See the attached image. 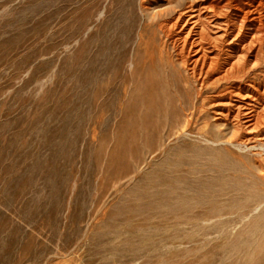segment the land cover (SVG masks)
Here are the masks:
<instances>
[{
  "label": "rangeland",
  "instance_id": "374dc122",
  "mask_svg": "<svg viewBox=\"0 0 264 264\" xmlns=\"http://www.w3.org/2000/svg\"><path fill=\"white\" fill-rule=\"evenodd\" d=\"M166 5L0 0V264H264V32L216 89L134 72Z\"/></svg>",
  "mask_w": 264,
  "mask_h": 264
},
{
  "label": "bare ground",
  "instance_id": "6f19581e",
  "mask_svg": "<svg viewBox=\"0 0 264 264\" xmlns=\"http://www.w3.org/2000/svg\"><path fill=\"white\" fill-rule=\"evenodd\" d=\"M162 1L167 5L151 14V18L154 20L152 24L156 25V28H152L150 32L152 40L161 33L164 37V46L161 48L147 45L142 47L138 44L131 62V69L134 72L139 69L159 75L162 71H182L189 79L198 83L202 90L216 89L222 81L234 76L245 77L247 75L249 70L245 68V62L243 61L245 50L251 49L254 43L260 40L261 33L264 32V0H188L187 2H182V0H154L157 3ZM143 5L142 8L147 9V5ZM225 17L229 21L228 23L223 22L225 26L223 28L219 24L222 23L220 20ZM229 22H232L233 29L230 28ZM215 26L221 31H219L218 36L213 37ZM249 27H252L253 31L246 40L244 36ZM230 36H232V39L228 44L240 42L238 45L241 46V50H239L242 54L233 60L230 58V52H226V59L220 63V52L224 51L225 48H222L221 44L222 42L227 43ZM139 38L142 42L144 38L142 33ZM168 41L174 53L168 48ZM227 50L231 49L227 48ZM142 52L144 53L145 62L143 65H139L137 57ZM218 70L221 73H219V76L217 74ZM216 74L217 77L210 81ZM247 86H245V89L247 88L255 94H261L258 85L254 81L248 83ZM236 89H238L236 92L229 90L230 94L234 93L239 99L252 97L249 94H241L242 86L238 85ZM240 101L246 103V100ZM247 110L246 116H244L246 117L245 128L249 132L256 131L264 123V106L259 111L253 108H247ZM190 113L191 117L186 121L187 126L191 123L195 111L192 110ZM206 213L199 211L195 215L205 217L204 214Z\"/></svg>",
  "mask_w": 264,
  "mask_h": 264
}]
</instances>
